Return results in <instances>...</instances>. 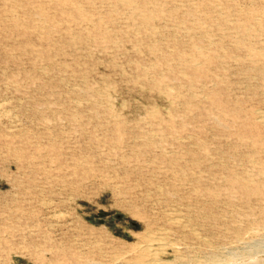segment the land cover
I'll list each match as a JSON object with an SVG mask.
<instances>
[{"label": "rangeland", "instance_id": "374dc122", "mask_svg": "<svg viewBox=\"0 0 264 264\" xmlns=\"http://www.w3.org/2000/svg\"><path fill=\"white\" fill-rule=\"evenodd\" d=\"M259 246L264 0H0V264Z\"/></svg>", "mask_w": 264, "mask_h": 264}, {"label": "bare ground", "instance_id": "6f19581e", "mask_svg": "<svg viewBox=\"0 0 264 264\" xmlns=\"http://www.w3.org/2000/svg\"><path fill=\"white\" fill-rule=\"evenodd\" d=\"M62 214V213H61ZM57 218V217H56ZM155 246V245H154ZM158 250V249H157ZM155 251V249L153 248V244H150V247H148V248H146V249H143V250H141V252H140V257L141 256H145L146 254H151V253H153ZM66 252H68V253H66L65 255H63V262H62V264H84L83 263V259H84V257L82 256V255H80V254H71L70 253V251L69 250H67ZM154 254V253H153ZM156 254V253H155ZM56 255V254H55ZM262 255H264V246L262 247H256V251L254 252V253H252L250 256L251 257H249V259H251V258H255V257H258V256H262ZM151 256H152V254H151ZM253 256H255V257H253ZM146 257V256H145ZM144 257V258H145ZM157 257V256H156ZM55 258V257H54ZM237 258H239V257H237V256H233V257H231V258H229L228 260H216V259H214V260H211V261H207V262H204V263H199V262H195V263H188V264H217V263H223V262H231V261H235V259H237ZM245 260V259H244ZM138 261V260H137ZM140 261V260H139ZM95 263V262H94ZM140 264H170V263H167V262H165V261H161L160 259L159 260H157V259H152V260H150L149 262H142V263H140ZM174 264V263H173ZM184 264V263H183Z\"/></svg>", "mask_w": 264, "mask_h": 264}, {"label": "water", "instance_id": "95a60500", "mask_svg": "<svg viewBox=\"0 0 264 264\" xmlns=\"http://www.w3.org/2000/svg\"><path fill=\"white\" fill-rule=\"evenodd\" d=\"M217 264H264V255L246 260H237V261L223 262Z\"/></svg>", "mask_w": 264, "mask_h": 264}]
</instances>
